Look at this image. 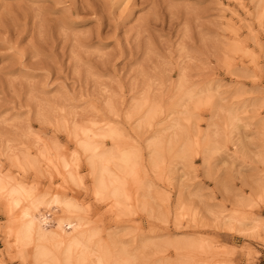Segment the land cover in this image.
Returning a JSON list of instances; mask_svg holds the SVG:
<instances>
[{"label": "rangeland", "instance_id": "1", "mask_svg": "<svg viewBox=\"0 0 264 264\" xmlns=\"http://www.w3.org/2000/svg\"><path fill=\"white\" fill-rule=\"evenodd\" d=\"M171 114L179 141L165 134L152 165L146 140ZM73 123L132 155L120 209L91 193ZM45 142L74 184L39 158ZM0 173L73 200L127 264H264V0H0ZM10 224L0 202V264H30Z\"/></svg>", "mask_w": 264, "mask_h": 264}, {"label": "bare ground", "instance_id": "2", "mask_svg": "<svg viewBox=\"0 0 264 264\" xmlns=\"http://www.w3.org/2000/svg\"><path fill=\"white\" fill-rule=\"evenodd\" d=\"M181 88L182 85L179 83V92H181ZM183 93L185 92H182V95H184ZM186 96L190 99L189 94L187 95L186 93L185 97ZM145 100L140 99L138 101L139 103L135 107L137 112L140 111L141 108L143 112V107L147 104ZM146 107L147 106H145V108ZM133 112L131 111V114ZM126 114L124 117H126ZM147 115L148 113L144 115L142 121H139L141 127L143 124H148ZM153 117L155 118V116ZM163 122L164 125L160 129L161 135L160 133L155 134L146 140L145 143L146 148L151 151L148 150L150 152V164L152 165H155L157 162L159 151L160 149L162 150L160 145L164 144L162 141L165 134L171 133V141L178 140L179 134L176 133L179 131L180 125L178 119L174 118L171 114L167 116ZM96 124L97 129V127L99 128V124ZM81 125L80 123L71 124L67 133L75 143V148L77 150L75 154H80L86 161L91 175L90 177H92L91 193L96 198L110 200L116 208L120 209V207H123L122 202L124 201L123 174L132 166V161L128 158L130 153H126V155L124 152L118 150L116 147L117 144L115 143V135H117V132H113L114 130L109 128V125L106 124L107 126H105L108 127V129L102 127L103 130L98 133L94 132L95 126L91 125L94 127L92 133L90 130L92 128L88 129V127ZM90 125L88 124L87 126ZM66 126L65 128H67ZM150 127L149 125V128ZM181 134L183 135L184 133L181 132ZM96 138L101 140L107 139L115 145H112L108 149L106 148V150L104 149L103 143H99ZM181 139H183V136ZM207 141L208 139L204 146H206ZM161 142L163 144H161ZM173 143H171V145ZM47 144L48 145L43 146L44 148L38 150L39 158L43 157L44 160L50 162L52 166H54L53 168L56 170L58 176L62 178V182L69 181L74 184L77 178L71 172V165L73 164L71 159L62 154L61 147L55 142ZM188 145L187 141L184 142V150H186ZM74 157L77 159L78 156ZM17 158L14 159V162L19 166L20 171L24 172L27 168H33V160L28 157H23L22 160L20 159L19 161ZM76 159L74 160L75 163L77 162ZM70 161L72 164H70ZM75 169L76 171L78 170L77 168ZM127 174L128 173H126V175ZM13 178L0 173V202L11 218V224L7 230L10 236H12L13 246L23 261L30 264H127V260L121 258V253L114 257L111 253L112 248L109 247L107 243L100 244L99 241H97L98 234L96 230L91 229L83 218L78 215L81 209L73 200L60 195H52L50 197L42 194L39 195V192L37 193L34 188L32 189V187H28ZM56 212H60V216L55 219L53 215H55ZM229 229L234 230V228ZM140 255L137 256L140 257Z\"/></svg>", "mask_w": 264, "mask_h": 264}]
</instances>
